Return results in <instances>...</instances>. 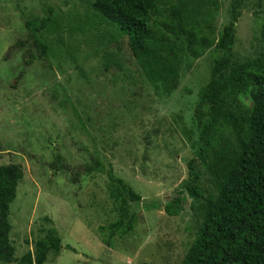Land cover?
Masks as SVG:
<instances>
[{
    "label": "rangeland",
    "instance_id": "rangeland-1",
    "mask_svg": "<svg viewBox=\"0 0 264 264\" xmlns=\"http://www.w3.org/2000/svg\"><path fill=\"white\" fill-rule=\"evenodd\" d=\"M173 1L217 7L209 19L215 34L227 23L233 2ZM239 1L232 61L254 58L264 46V0ZM90 4L0 0V166L18 164L23 171L9 212L14 256L33 252L35 241L52 226L62 248L51 251L44 264H180L198 227L197 211L191 210V199L178 216L166 215L163 206L183 189L193 158L198 187L208 196L216 194L210 173L197 159L195 117L213 48L198 59L182 55L176 88L158 93L133 59L127 38ZM49 8L43 30L46 62L21 75V52L8 55V49L26 35L25 21L43 17ZM56 151L71 166L97 156L141 196L132 208L133 231L115 237L111 248L98 231L117 215L111 184L103 173L82 175L77 183L68 173L53 175L49 163Z\"/></svg>",
    "mask_w": 264,
    "mask_h": 264
},
{
    "label": "trees",
    "instance_id": "trees-1",
    "mask_svg": "<svg viewBox=\"0 0 264 264\" xmlns=\"http://www.w3.org/2000/svg\"><path fill=\"white\" fill-rule=\"evenodd\" d=\"M90 6L127 38L133 59L158 93L170 94L176 88L182 55L198 59L213 48L208 82L197 93L195 117L197 159L210 173L216 194L208 196L198 187L193 158L187 162L189 179L163 211L178 216L189 199L191 210L197 211L198 227L180 264H264V46L254 58L232 61L241 2L233 0L228 21L216 34L209 19L218 8L205 3L91 0ZM51 14L49 8L43 17L26 20V35L8 49V55L21 52V75L36 62H46L49 46L43 30ZM260 38L264 43V23ZM49 169L53 175L68 173L72 183L82 175L103 173L111 184L117 215L113 222L98 227L102 243L111 248L115 237L133 231L136 214L132 208L142 201L141 196L114 175L110 164L105 168L97 156H91L89 162L71 166L56 151ZM22 178L18 164L0 166V263L44 264L51 251L62 248L54 227L45 229L33 252L19 259L9 239L10 204Z\"/></svg>",
    "mask_w": 264,
    "mask_h": 264
}]
</instances>
